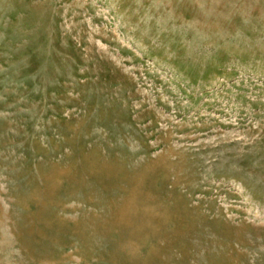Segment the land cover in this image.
Segmentation results:
<instances>
[{"label":"rangeland","instance_id":"374dc122","mask_svg":"<svg viewBox=\"0 0 264 264\" xmlns=\"http://www.w3.org/2000/svg\"><path fill=\"white\" fill-rule=\"evenodd\" d=\"M0 264H264V0H0Z\"/></svg>","mask_w":264,"mask_h":264},{"label":"crops","instance_id":"0c3cea01","mask_svg":"<svg viewBox=\"0 0 264 264\" xmlns=\"http://www.w3.org/2000/svg\"><path fill=\"white\" fill-rule=\"evenodd\" d=\"M39 205L45 212L50 211L49 213H52L55 211L59 214L61 211L62 217L53 215L52 218L54 219H50L49 222L54 221L57 225H61L67 224V221L70 220L73 226L69 230L78 234L75 236L77 238L73 239L88 240L92 237L85 234L90 231L97 232L110 229V227L113 228L123 223L119 221L121 220L120 214L114 213V209L109 210V204H107V208H104L105 205L102 203H39ZM80 249L81 251L77 254L89 255L92 253L87 251L86 244ZM69 250H73V247H70Z\"/></svg>","mask_w":264,"mask_h":264}]
</instances>
